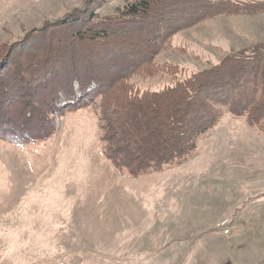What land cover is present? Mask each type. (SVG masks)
<instances>
[{
  "label": "rangeland",
  "instance_id": "1",
  "mask_svg": "<svg viewBox=\"0 0 264 264\" xmlns=\"http://www.w3.org/2000/svg\"><path fill=\"white\" fill-rule=\"evenodd\" d=\"M84 1L0 0V50ZM263 42L264 10L212 16L129 82L159 90ZM92 97L57 117L46 141L0 140V264H264V135L225 110L181 162L133 177L105 157Z\"/></svg>",
  "mask_w": 264,
  "mask_h": 264
},
{
  "label": "trees",
  "instance_id": "2",
  "mask_svg": "<svg viewBox=\"0 0 264 264\" xmlns=\"http://www.w3.org/2000/svg\"><path fill=\"white\" fill-rule=\"evenodd\" d=\"M85 0L0 50V140L25 145L56 133L55 119L99 95L103 151L133 177L181 162L226 110L264 135V42L225 55L159 90L129 82L154 73L175 33L220 14H252L264 1ZM169 71V66H165Z\"/></svg>",
  "mask_w": 264,
  "mask_h": 264
},
{
  "label": "built area",
  "instance_id": "3",
  "mask_svg": "<svg viewBox=\"0 0 264 264\" xmlns=\"http://www.w3.org/2000/svg\"><path fill=\"white\" fill-rule=\"evenodd\" d=\"M218 226L222 228V231L224 234L229 233V227H228V223L226 221H222L221 223L218 224Z\"/></svg>",
  "mask_w": 264,
  "mask_h": 264
}]
</instances>
